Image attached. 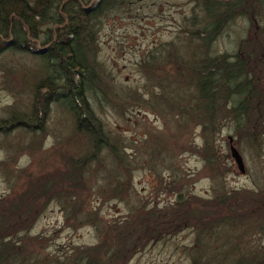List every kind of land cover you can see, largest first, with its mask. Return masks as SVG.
I'll list each match as a JSON object with an SVG mask.
<instances>
[{
  "label": "trees",
  "instance_id": "obj_1",
  "mask_svg": "<svg viewBox=\"0 0 264 264\" xmlns=\"http://www.w3.org/2000/svg\"><path fill=\"white\" fill-rule=\"evenodd\" d=\"M139 1L98 0L92 5L89 0H0V55H34L40 32L41 44L47 46L38 57L43 76L31 87L26 111L12 106L0 118V149L5 151L0 173L7 184L0 196V264H127L147 247L187 230L193 233L185 248L188 264H264V184L227 190L224 157L214 144L228 129L233 144L255 155L262 145L264 0H188L189 16L181 17L174 39L147 50L136 63L144 79L142 92L121 89L113 104L105 99L112 89L104 78L113 82V77L97 60V33L111 16L135 13ZM236 20L247 25L234 52L216 53L214 43ZM90 101L98 109L107 102L113 110L140 105L155 114L163 130L153 140L166 156L169 148L172 153L181 149L175 139L162 142L171 135V125L196 131L202 145L188 141L187 149L201 160L203 175L212 181L211 196L191 194L187 186L192 180L165 166L170 180L164 182L159 174L158 191L173 195L171 202L138 201L116 220L90 207L86 183L95 179L93 165L102 169L99 180L111 185H98L101 202L127 203L133 195L131 166L121 148L125 138L109 136ZM52 104L66 116V139L78 143L72 147L55 140L58 147L40 153ZM14 131L12 143L8 139ZM152 141L149 137L144 143ZM147 155L150 161L157 159L150 146ZM24 156L29 163L18 167ZM50 204L62 214L61 228L91 227L95 244L50 254V240L31 235Z\"/></svg>",
  "mask_w": 264,
  "mask_h": 264
},
{
  "label": "rangeland",
  "instance_id": "obj_2",
  "mask_svg": "<svg viewBox=\"0 0 264 264\" xmlns=\"http://www.w3.org/2000/svg\"><path fill=\"white\" fill-rule=\"evenodd\" d=\"M30 3L33 0H28ZM93 5L98 0H89ZM135 13H119L111 16L104 22V25L97 33L98 55L97 60L101 62L106 70L113 77V82L104 78L105 84L112 90L107 91L105 99L115 104V95L120 96L119 90L127 92L138 90L142 92L144 79L137 71L136 63L142 58L147 50L155 45L168 42L174 39L176 25L183 15L189 16L190 4L188 0H140L136 5ZM136 15V17H134ZM246 21L236 20L231 24L214 43L216 53L231 54L234 52V45L241 38L246 29ZM43 30V29H42ZM9 41V40H8ZM44 36L40 32L36 40V49L45 48L42 45ZM35 49V50H36ZM47 50V49H46ZM45 50V51H46ZM41 55H30L6 51L0 55V118L5 119L8 108H16L25 112L30 101V90L33 84L43 76L40 72ZM7 71L4 70V68ZM22 85V86H21ZM7 87V89H5ZM117 90V91H115ZM146 99V97L144 98ZM110 103L102 102L98 109L96 104L90 101L91 108L100 117L105 131L110 137L125 138L122 141L123 152L126 158V165L130 164L131 172L129 185L133 195L127 203L117 201H104L96 196L99 194L96 189L98 185L104 184L99 180V173L102 169L93 165L96 169L94 178L87 181L86 186L89 193V206L99 209L101 215L107 220H116L126 216L130 206L137 203H165L171 202L175 197L171 194L159 192L157 176L160 174L161 180H170V170L174 168L192 184L187 186V190L198 197L209 198L212 194L213 183L202 173V162L192 152L187 149L188 141L201 146V140L197 137L196 131H186L176 129L173 125L169 128L167 137L163 143H175L181 146L177 153H172L167 149V156L163 149L154 142L163 129L162 120L155 114L139 107H129L115 109L110 108ZM6 112V113H5ZM66 116L58 112V106H50V115L45 126L44 139L41 141L40 153L56 148L55 140L58 143L67 142L72 147L78 142L66 139L67 126L64 121ZM173 124V123H172ZM17 131L9 136V141L14 142ZM193 134V137H192ZM151 139V143L145 144V139ZM161 137V136H160ZM173 137V138H172ZM228 138L232 139V145L238 152L243 163V173H239L229 154ZM0 137V141H1ZM197 139V140H196ZM235 141L232 132L223 129L215 137V150L218 155L224 157L225 175L223 183L227 190L256 189V185L264 184V128L262 130V145L254 154L252 150L243 148L241 145L233 144ZM149 146L154 150L157 159H148ZM104 156V153H101ZM5 151L0 149V161L4 160ZM21 160V161H20ZM18 161V167L29 163V159L24 156ZM29 160V161H28ZM168 166V170L163 168ZM223 168V167H222ZM157 174V175H155ZM123 184L128 182L122 179ZM105 185L102 188H109ZM7 190V184L0 173V196ZM131 192V193H132ZM186 190L184 189V193ZM62 214L55 204H50L35 222L32 236H45L50 241L47 250L50 254H61L72 245H93L96 242L95 231L91 227L80 228L70 231L62 227ZM193 233L190 230L184 231L163 243H158L147 247L142 253L135 255L127 264H188L185 256V248L191 245ZM264 244V238L261 239Z\"/></svg>",
  "mask_w": 264,
  "mask_h": 264
},
{
  "label": "water",
  "instance_id": "obj_3",
  "mask_svg": "<svg viewBox=\"0 0 264 264\" xmlns=\"http://www.w3.org/2000/svg\"><path fill=\"white\" fill-rule=\"evenodd\" d=\"M46 49H47V46L45 48H42V49L37 48L36 50L32 51V53L34 55H38V54H41V53L45 52ZM228 144H229L230 158L233 160L238 172L239 173H243L244 170H243V163H242L241 157L239 156V154L236 151V149L233 147L231 138H228Z\"/></svg>",
  "mask_w": 264,
  "mask_h": 264
}]
</instances>
